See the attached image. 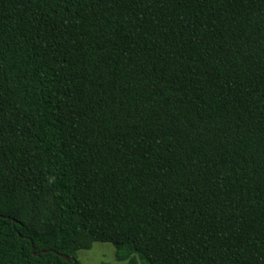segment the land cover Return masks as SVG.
<instances>
[{
	"label": "trees",
	"instance_id": "16d2710c",
	"mask_svg": "<svg viewBox=\"0 0 264 264\" xmlns=\"http://www.w3.org/2000/svg\"><path fill=\"white\" fill-rule=\"evenodd\" d=\"M95 243L264 264V0H0V264Z\"/></svg>",
	"mask_w": 264,
	"mask_h": 264
},
{
	"label": "rangeland",
	"instance_id": "374dc122",
	"mask_svg": "<svg viewBox=\"0 0 264 264\" xmlns=\"http://www.w3.org/2000/svg\"><path fill=\"white\" fill-rule=\"evenodd\" d=\"M76 260L80 264H119L116 260V250L109 243H95L91 250L76 253ZM137 264H143L137 259Z\"/></svg>",
	"mask_w": 264,
	"mask_h": 264
},
{
	"label": "water",
	"instance_id": "95a60500",
	"mask_svg": "<svg viewBox=\"0 0 264 264\" xmlns=\"http://www.w3.org/2000/svg\"><path fill=\"white\" fill-rule=\"evenodd\" d=\"M36 256H38V254H36ZM60 257H62L67 262L73 261V264H77V260L75 258H69V257H67L65 255H60Z\"/></svg>",
	"mask_w": 264,
	"mask_h": 264
}]
</instances>
